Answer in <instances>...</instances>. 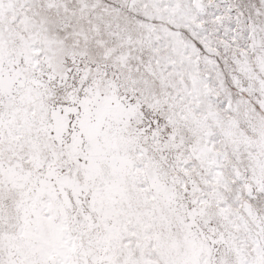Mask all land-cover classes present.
Instances as JSON below:
<instances>
[{
    "label": "snow or ice",
    "instance_id": "6c2138e0",
    "mask_svg": "<svg viewBox=\"0 0 264 264\" xmlns=\"http://www.w3.org/2000/svg\"><path fill=\"white\" fill-rule=\"evenodd\" d=\"M0 264H264V0H0Z\"/></svg>",
    "mask_w": 264,
    "mask_h": 264
}]
</instances>
